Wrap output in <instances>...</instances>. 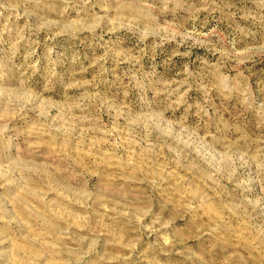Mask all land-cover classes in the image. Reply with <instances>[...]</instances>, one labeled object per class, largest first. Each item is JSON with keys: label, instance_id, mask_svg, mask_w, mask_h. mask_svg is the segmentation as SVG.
<instances>
[{"label": "rangeland", "instance_id": "rangeland-1", "mask_svg": "<svg viewBox=\"0 0 264 264\" xmlns=\"http://www.w3.org/2000/svg\"><path fill=\"white\" fill-rule=\"evenodd\" d=\"M0 264H264V0H0Z\"/></svg>", "mask_w": 264, "mask_h": 264}]
</instances>
